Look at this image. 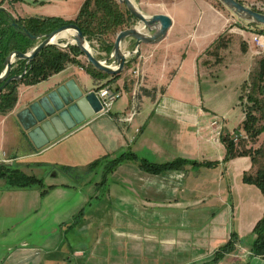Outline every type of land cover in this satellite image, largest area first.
Masks as SVG:
<instances>
[{
  "label": "crops",
  "instance_id": "crops-1",
  "mask_svg": "<svg viewBox=\"0 0 264 264\" xmlns=\"http://www.w3.org/2000/svg\"><path fill=\"white\" fill-rule=\"evenodd\" d=\"M84 2L0 0V8L15 18L70 21ZM140 5L150 15L168 14L173 24L162 41L142 43L139 56L129 57L118 77L95 79L85 55L73 54L76 62L46 79L20 82L15 106L0 112V164L42 179L39 185L10 187L0 177V264H88L84 258L93 249L85 242L87 250L73 251V235L94 228L95 243L111 238L122 246L126 234L139 249L140 230L149 227L154 241L148 246L156 261L163 244L162 260L170 264H264V257L251 251L254 227L264 215V194L244 181L245 173L253 174L254 161L243 154L227 159L222 139L244 131L240 95L256 50L244 46L241 63L204 62L227 31L248 43L252 32L229 27L230 17L206 0H141ZM136 22L131 18L129 26ZM116 35L108 42L114 43ZM133 43L126 41L124 48ZM98 55L109 56L103 46ZM135 69L141 72V84ZM70 80L85 92L112 80L122 95L109 113L81 120V112L68 101L65 84ZM128 152L155 163H198L161 173L146 171L136 159L124 160L112 171L107 167ZM99 166L104 167L101 181L91 179L88 187L67 181L73 169ZM108 180L111 202L94 207V190ZM111 214L132 216L126 220L128 231L109 228L103 216ZM232 233L239 237L234 250L215 261V252Z\"/></svg>",
  "mask_w": 264,
  "mask_h": 264
},
{
  "label": "trees",
  "instance_id": "trees-1",
  "mask_svg": "<svg viewBox=\"0 0 264 264\" xmlns=\"http://www.w3.org/2000/svg\"><path fill=\"white\" fill-rule=\"evenodd\" d=\"M133 15L127 7L120 3L118 0H85L78 16L75 20H64L58 17L37 18L31 17L27 19L15 18L10 12L4 8H0V73L4 68V61L6 56L12 50H20L27 52L31 49L35 41L23 33L24 30L29 31L34 35H41L49 33L56 28L70 23L78 24L83 33L87 36L88 40L94 39L100 42L110 54L113 43L108 42V36L118 33L125 27L129 26L130 19ZM13 22L17 25L14 26ZM251 26H263L254 23H248ZM264 33V28L260 30ZM224 34L221 35L213 44L214 48L220 49L223 47ZM209 49L207 52H210ZM83 54L77 46H70L61 49L57 46H49L41 50L36 58L33 60L32 67L28 70L24 78L20 81L10 82L4 90L0 92V112L6 113L13 109L17 101V85L20 82L37 83L53 73L61 71L66 63L76 62V58L72 55ZM260 55V54H258ZM25 61H16L11 71V75L20 74L24 70ZM87 70L93 75L95 79L118 77V75H108L105 72L98 70L89 63ZM112 80L107 81L105 84L110 83ZM103 84V85H105ZM101 85V86H103ZM99 86V87H101ZM98 87V88H99ZM249 87L251 89H249ZM249 92L247 98L250 101V106L245 109V120L243 122V130L247 132L251 139H256L260 134L264 133V125L258 126L259 118L256 111L261 100L256 96V90L264 93V58L260 60L259 73L244 82L240 95V101L244 93ZM244 91V92H243ZM224 143L227 146V159L236 155H250L255 160L253 155V148H242L239 150L236 143L231 136H224ZM243 138L242 140H244ZM127 159L138 160L140 166L146 171L153 173H161L166 170L180 168L187 163L197 164L198 162L188 161L185 159H176L166 163L150 162L145 158H138L132 152L123 153L118 157L111 159L107 162V167L112 171L117 165ZM211 164V163H206ZM0 177L4 178L10 187H31L33 185L42 184V179L35 175H28L18 168L6 164H0ZM244 181L257 185L264 194V165L260 167L256 173L244 174ZM255 240L252 244L251 251L254 255L264 257V215L258 220L254 227ZM239 237L236 233H232L229 241L221 246L215 252V261H218L226 253L234 250Z\"/></svg>",
  "mask_w": 264,
  "mask_h": 264
},
{
  "label": "rangeland",
  "instance_id": "rangeland-1",
  "mask_svg": "<svg viewBox=\"0 0 264 264\" xmlns=\"http://www.w3.org/2000/svg\"><path fill=\"white\" fill-rule=\"evenodd\" d=\"M138 4V6L141 8L140 1L141 0H135ZM207 2H210L215 6V8L223 11L225 14L230 17L229 27L236 28V29H243L248 31V35H251L250 33L254 32H260L264 26H251L248 24L247 21L240 19L235 14L232 13L231 10H229L226 6H224L219 0H206ZM242 1V0H241ZM245 1L247 5L252 6L254 9H256V4L259 2H264V0H243ZM242 1V2H243ZM244 3V2H243ZM142 9V8H141ZM132 27V26H129ZM128 27V28H129ZM239 32V31H238ZM113 36V35H112ZM68 37L67 34L63 35L62 38L59 40L66 39ZM108 38H111V36ZM242 35H235L234 33L226 32L223 38V47L220 49L214 48L211 49V51L208 53L211 57H208L204 62L207 64L212 65H218L222 64L223 62L229 63V62H237L241 63L244 61L245 54L244 52V46L248 45L251 46L254 50L255 47L246 41H244ZM251 40V39H249ZM93 49L97 56H99L101 45L97 40L92 41ZM227 52V53H226ZM86 57V56H85ZM87 58V57H86ZM211 58V59H210ZM264 58V53L258 55L256 54L255 57L251 60V70H250V78L256 76L259 73V64L260 60ZM224 59H229L228 61H225ZM249 89H251L249 87ZM249 92L244 93V96L242 97V101H240V106L245 113V109L250 106V101L247 98V95ZM244 92V91H243ZM256 96L261 100L260 104L258 105V111H256L257 116L259 118L258 126L264 125V93H261L259 90H256ZM243 134L246 137V139L242 140L243 137L240 138L238 141L239 146L241 148H244V146L252 147L253 148V155L255 156L254 160V169L253 174L256 173V171L264 165V133L260 134L256 139H251V137L248 136L247 132L243 131ZM104 167H94L87 169L85 171H81L79 169H73V173L67 177V181H70L74 186L77 187H88L89 181L93 179L94 181H101ZM73 178V179H72ZM46 183L49 181V174L45 176ZM87 181V182H85ZM110 186L109 180L105 183H102L96 188L95 191V197H93L92 204L94 207H96L100 203L104 202H111L110 199L107 200V188ZM91 204V205H92ZM132 216H124V215H116L111 214L109 216H103L104 219H107L106 223L109 225V228L124 230L126 228L128 221ZM122 219L125 222H117V219ZM134 223V222H132ZM119 224V225H118ZM113 231V229H112ZM112 231L110 234H112ZM74 232V231H73ZM154 232L153 228H143L140 230V233L142 235V239H140L141 247L139 249H135L132 247L130 241L132 240L131 236L124 235V238L122 239V246L116 245L118 240L116 239H109L107 243L99 244L95 243L96 241V232L95 229L92 228L88 231V234L81 235L74 237L73 235V251L75 249H86L83 248L85 242L88 243L89 249H93V253H89V250H87V256L84 258L88 261V264H170L167 263L166 259H164V251L165 248L163 244L158 246L157 249V261L155 260V253L150 251V248L148 245H150V242L154 241L153 237H150L149 235ZM164 233L162 237H164ZM92 241H94V245L92 246ZM111 242V243H110Z\"/></svg>",
  "mask_w": 264,
  "mask_h": 264
},
{
  "label": "water",
  "instance_id": "water-1",
  "mask_svg": "<svg viewBox=\"0 0 264 264\" xmlns=\"http://www.w3.org/2000/svg\"><path fill=\"white\" fill-rule=\"evenodd\" d=\"M118 1L127 7L137 22L132 27L123 29L117 33L111 52L107 58L101 59L97 56L93 49L92 41L88 40L81 27L76 23L62 25L49 33L41 35H34L24 30L23 33L34 40L35 44L27 52L12 50L6 56L4 68L0 73V92L10 82L22 80L32 67L33 60L37 54L49 46H57L61 49L77 46L87 57L90 64L98 70L113 76L123 72L129 57L139 56L142 43L156 44L167 36L173 24L171 16L165 13L147 14L138 6L135 0ZM219 1L240 19L248 23L264 26V12L254 9L241 0ZM13 25L16 26L17 23L13 22ZM66 31H74V33L66 39L58 41V37ZM130 40L134 42L133 46L124 48L125 42ZM22 60L25 61L22 73L11 75V71L14 68L13 64L16 61ZM65 88L68 92V101L74 102L76 109L81 112V120L90 118L101 111L102 103L96 90L85 92L75 80L67 82Z\"/></svg>",
  "mask_w": 264,
  "mask_h": 264
},
{
  "label": "built area",
  "instance_id": "built-area-1",
  "mask_svg": "<svg viewBox=\"0 0 264 264\" xmlns=\"http://www.w3.org/2000/svg\"><path fill=\"white\" fill-rule=\"evenodd\" d=\"M256 9L264 12V2H259L256 4ZM250 43L255 47L256 54L264 53V33L254 32L252 33ZM133 75L136 78L138 84L142 83V76L139 69H135L133 71ZM96 93L102 103L101 113L107 114L111 111L114 103L121 97L122 91L120 89L114 88L110 83H107L98 89H96ZM134 113V112H132ZM218 120L213 122V125H217ZM243 133L235 132L231 137L233 138L235 143H238L241 137H243Z\"/></svg>",
  "mask_w": 264,
  "mask_h": 264
},
{
  "label": "bare ground",
  "instance_id": "bare-ground-1",
  "mask_svg": "<svg viewBox=\"0 0 264 264\" xmlns=\"http://www.w3.org/2000/svg\"><path fill=\"white\" fill-rule=\"evenodd\" d=\"M74 33V31H66V32H64V33H62L59 37H58V41L62 38V36L63 35H65V34H67L68 36H71V34H73Z\"/></svg>",
  "mask_w": 264,
  "mask_h": 264
}]
</instances>
